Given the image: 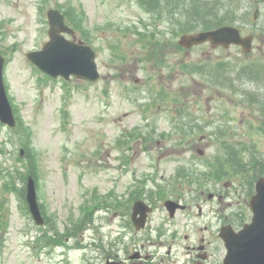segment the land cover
<instances>
[{"label": "rangeland", "instance_id": "1", "mask_svg": "<svg viewBox=\"0 0 264 264\" xmlns=\"http://www.w3.org/2000/svg\"><path fill=\"white\" fill-rule=\"evenodd\" d=\"M58 5L75 12L83 7L85 20L74 13L77 29L71 37L97 51L99 81L51 78L26 56L48 39L47 10ZM153 17L138 0H0L4 80L19 119L15 129L0 122V264H103L108 250H135L142 243L158 254L154 263L188 264L178 244L168 254L167 227L181 229L184 242V232L195 236L209 224L211 238L217 239L214 232L222 224L217 218H150L146 229L135 233L123 218V205L98 202L99 197L128 200L142 187L146 196L148 189L170 196L165 184L184 166L197 167L196 185L227 144L264 158V105L246 102V96L230 89L206 86L200 75L190 77L181 66L219 57L264 61V44L256 39L251 54L209 44L190 51L176 52L170 45L155 50L156 39L167 43L173 33L170 22ZM155 52L167 61L163 67H157ZM260 61L257 70L264 71ZM22 147L27 151L20 157ZM30 160L48 217L42 226L20 195V173L28 171ZM156 201L155 215L167 214L163 202ZM211 206L229 215L236 199L222 207L210 203L207 209ZM87 212L89 218L80 223Z\"/></svg>", "mask_w": 264, "mask_h": 264}, {"label": "water", "instance_id": "2", "mask_svg": "<svg viewBox=\"0 0 264 264\" xmlns=\"http://www.w3.org/2000/svg\"><path fill=\"white\" fill-rule=\"evenodd\" d=\"M49 19L50 39L42 49L30 51L28 57L40 69L54 77L63 75L65 78H70L72 74H76L91 80L99 78L96 54L92 47L66 37L64 33L73 32V29L66 25L60 10L51 9ZM209 40L214 45L222 43L228 46L231 43H238L244 45L246 50L252 49V36L242 37L236 27L229 25L193 34H183L180 43L191 47ZM4 64L5 57L0 52V119L14 127L16 120L3 79ZM256 189L257 192L250 201L253 210L252 221L246 223L239 231L233 230L231 226L222 228L221 236L228 248L224 264H264V176L257 182ZM27 200L35 220L40 224L44 223L37 199L35 179L31 175L27 183ZM172 202L167 203L170 204L171 209L174 206ZM140 205L141 203H137L135 206L136 212L141 208ZM145 221L144 214L138 219L137 225L142 227ZM108 264L116 263L108 262Z\"/></svg>", "mask_w": 264, "mask_h": 264}, {"label": "flooded vegetation", "instance_id": "3", "mask_svg": "<svg viewBox=\"0 0 264 264\" xmlns=\"http://www.w3.org/2000/svg\"><path fill=\"white\" fill-rule=\"evenodd\" d=\"M222 1L224 4H226L225 8L226 10L229 11V13L240 15L238 26L240 27L242 33L253 34L255 38H259L260 42L264 44V0H222ZM246 15H252L254 17L253 25L249 26L243 22L244 16ZM172 47L176 49V52H178L177 45L173 44ZM163 48L164 47H162L161 49ZM211 193H213V195ZM202 196L204 202H206L207 200L212 202L216 199V197L220 202L225 200V192L221 190H216L213 192L202 191ZM147 201L150 204H153L149 200ZM195 206L198 208L197 215L195 216H193L192 214H185L183 216L175 215L172 218H202L204 209L200 201L196 202V204L189 203L185 211H192ZM218 206L222 207V205H220L219 203ZM212 209L213 207H211V210ZM166 218H170V217H166ZM166 231H167L166 233L169 234V237L171 238L169 247H172L174 244H178L179 246H181L183 252L186 255H189L190 264H215V262L213 261V257L217 253V247L214 246L212 242L209 225H206L204 228H200L199 233L195 236H191L188 233L184 232L183 233L184 242L180 241L182 234L181 229L167 228ZM207 233L209 235H207ZM141 247H142L141 251L143 256L149 255L148 259H139V260L131 259L130 258L131 252L128 251L127 252L124 251L122 252V254L120 253L121 256L118 253H116L114 257L121 260L122 261L121 264H145L148 261L154 262L156 260V258H154V255L144 252L143 249L145 247V244H142ZM152 264H162V262H157Z\"/></svg>", "mask_w": 264, "mask_h": 264}, {"label": "trees", "instance_id": "4", "mask_svg": "<svg viewBox=\"0 0 264 264\" xmlns=\"http://www.w3.org/2000/svg\"><path fill=\"white\" fill-rule=\"evenodd\" d=\"M138 1L141 3V5L146 7L148 11H152L153 9L158 8L162 4L161 3L162 0H138ZM176 1L179 2V9L181 12L183 11V8L186 10V13L184 16L186 19H188L184 22V20H183L184 17H183V15L181 16V19H180L181 22L178 21V30L180 32H184V31L199 27V25H202V27L205 28V27H211L215 24H222V22H226V21L230 22V21L234 20L231 17L219 16L220 10H217L216 12H214L213 8H210V11L209 10L206 11V14H208L209 16H204L200 13V11L197 8H195L194 11H192V8H187L186 7L187 0H176ZM198 1L199 0H197V2ZM204 5H206V4L204 3ZM198 6L199 5L197 3V7ZM206 17H207V20H206ZM71 20H72V17H71ZM187 21H190L193 24L188 25ZM185 64L187 65V66H185L186 69H187V67L189 68L188 63H185ZM185 64H183V65H185ZM226 149H228V150L233 149L234 150L235 148L233 146H229V147H226ZM248 157H250V160L254 159V161H258L257 158L255 157V155H251V156L248 155ZM232 162L234 164L233 166H235L237 171L243 172L245 170V163L242 162V160L239 156L237 159L233 160ZM257 163H258V166L254 165V168L252 169V173H254L256 175H258L259 173H261L264 170V163L263 162H261V164L259 162H257ZM29 171L33 174H36L34 161H31V160L29 161ZM25 177H26L25 174H24V176L20 175V178L23 181H25ZM248 183H250V180L248 181ZM19 184H20V182H19ZM20 195L23 199H25V189L24 188L20 189Z\"/></svg>", "mask_w": 264, "mask_h": 264}]
</instances>
